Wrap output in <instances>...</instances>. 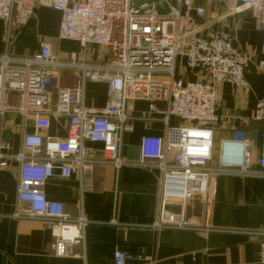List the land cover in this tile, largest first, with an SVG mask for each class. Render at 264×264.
<instances>
[{"label":"built area","instance_id":"built-area-1","mask_svg":"<svg viewBox=\"0 0 264 264\" xmlns=\"http://www.w3.org/2000/svg\"><path fill=\"white\" fill-rule=\"evenodd\" d=\"M40 6L60 15L58 40L76 43L78 51L61 61L47 40L25 58L0 55V169L12 163L18 168L11 217L45 222L53 234L54 256L82 257L88 221L82 216L73 219L63 204L49 201L44 185L54 176L77 174L80 193L92 191L96 166L119 168L128 163L121 158L122 138L133 131L137 119L147 126L156 121L164 125L162 136L141 138L134 162L159 172L150 227L212 231L207 216L197 220L187 215V208L191 202L209 208L214 177L264 176V130L259 135L257 170L251 169L250 143L242 135L223 141L217 165H211L213 129L219 121L218 85L246 88L247 59L234 47L231 19L244 12L255 18L264 53V0H0L7 46ZM89 46L101 49L100 63L86 62ZM67 70L79 72L77 81L71 87L57 86ZM185 73L195 80L184 79ZM86 82L106 85L101 108L84 105ZM138 101L147 108L134 118L129 112ZM7 114L33 122V132L21 135L16 153L2 138ZM51 118L67 121L65 139L43 135ZM171 118L178 124L171 125ZM250 119L264 122V97L256 101ZM254 235L259 239V263L264 264V230ZM128 259L126 252L113 254L114 264Z\"/></svg>","mask_w":264,"mask_h":264},{"label":"crops","instance_id":"crops-1","mask_svg":"<svg viewBox=\"0 0 264 264\" xmlns=\"http://www.w3.org/2000/svg\"><path fill=\"white\" fill-rule=\"evenodd\" d=\"M59 22L58 13L37 7L27 23L17 30L19 34L15 41L12 37L9 46L0 22V55L8 53L12 58H25L38 50L41 41L48 40L58 59L66 61L69 53L78 51V46L58 40ZM229 30L234 47L247 59L243 73L246 88L238 91L226 83L218 85L219 121L213 129L211 165H217L223 141H232L242 135L250 143L251 169L257 170L259 135L264 130V122L250 118L256 101L264 97V67H259L260 62L264 63L262 34L248 12L232 18ZM101 52L100 48L89 46L86 62L100 63ZM78 76L76 70L64 71L57 86L71 87ZM182 77L195 80L186 73ZM106 97L104 83L86 82L85 106L101 108ZM157 107L162 110L165 105L157 103ZM146 108V103L138 101L129 113L136 118ZM50 122L43 135L65 139L67 121L51 118ZM170 124L177 125L178 120L171 118ZM132 125L133 131L123 136L120 149L121 158L128 163L119 168L96 166L92 191L80 193L77 174L69 178L54 176L44 185L49 201L63 204L73 219L82 216L88 221L82 257L54 256L51 250L53 234L45 222L11 217L18 168L12 163L0 169V264H114L113 254L117 250L129 254L126 264H260L259 239L254 233L259 228L264 230V176L218 174L214 177L209 208L200 202H191L187 208V215L197 220L207 216L212 231H156L150 225L156 213L159 172L134 162L139 156L141 138L162 136L164 125L156 121L147 126L137 119ZM32 132L31 118L23 119L17 114L4 117L2 138L9 142L13 153L20 149L21 135ZM93 147L100 148L98 144ZM112 220L117 224H111ZM77 252L82 250L78 248Z\"/></svg>","mask_w":264,"mask_h":264},{"label":"rangeland","instance_id":"rangeland-1","mask_svg":"<svg viewBox=\"0 0 264 264\" xmlns=\"http://www.w3.org/2000/svg\"><path fill=\"white\" fill-rule=\"evenodd\" d=\"M213 6H215V7H213V8H215V9H216V7H217L218 5H217V4H216V5H214V4H213ZM48 9H49V8H48ZM211 10H212V9H211ZM31 27H32V26H30V28H29V29H31ZM18 30H19V29H18ZM17 32H18V31H17ZM21 32H22V31H20V34H21ZM18 34H19V32H18V33H16V34L14 35V38H13V39H14V41H15V39L17 38V35H18ZM24 36H25V34H24ZM51 39H52L53 41H52V40H50V41H52L53 43H54V42H56V39H55V38H51ZM22 51L24 52V50H22Z\"/></svg>","mask_w":264,"mask_h":264}]
</instances>
